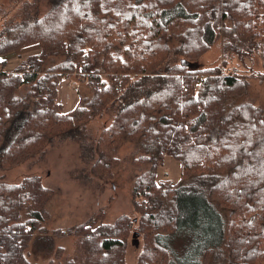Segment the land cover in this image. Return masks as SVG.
<instances>
[{"label": "trees", "instance_id": "trees-1", "mask_svg": "<svg viewBox=\"0 0 264 264\" xmlns=\"http://www.w3.org/2000/svg\"><path fill=\"white\" fill-rule=\"evenodd\" d=\"M22 10L23 22L8 19L0 31V170L89 137L105 116L112 122L93 139L91 173L113 169L127 143L136 163L151 166L137 182L148 197L136 203L137 226L123 216L80 227L87 256L67 264H124L132 231L146 244L139 264H202L217 247L223 264H264V111L247 101L248 81L199 64L222 40L223 65L257 57L264 69V0H28ZM34 46L7 70L2 59ZM64 79L79 84L69 112ZM167 157L181 167L177 182L158 180ZM53 196L38 176L0 183V264H30Z\"/></svg>", "mask_w": 264, "mask_h": 264}, {"label": "rangeland", "instance_id": "rangeland-1", "mask_svg": "<svg viewBox=\"0 0 264 264\" xmlns=\"http://www.w3.org/2000/svg\"><path fill=\"white\" fill-rule=\"evenodd\" d=\"M28 0H0V31L6 20L15 19L23 22L25 12L22 10ZM48 0H43L46 4ZM18 3V5H17ZM38 51V46L25 48L14 52L4 59L7 70L14 71L20 61ZM222 40H220L199 64L203 69L217 71L222 75H237L248 81L247 101L253 102L264 111V74L261 62L257 57L247 60L245 66H240L236 58L228 57L223 65ZM64 79L60 85V100L65 110L73 109L79 101V84H71ZM72 85L75 86L72 87ZM25 92L18 96L22 97ZM111 118L105 116L102 120H95L89 125L90 134L87 138L60 141L49 147L46 156L41 160H31L21 167L11 170H0V183L17 185L27 177L38 176L45 187L53 191V198L47 206V218L42 226L43 230L33 235L27 249V259L30 264H67L68 260H78L80 263L87 256L84 246H79L83 237L75 231L84 225L93 227L115 224L119 218L127 216L135 220L134 227L142 215L137 204L143 205L148 197L140 194L136 187L140 177L148 172L150 165H140L134 161L140 154L136 153V146L127 143L118 153L119 162L113 168L103 171V176L96 177L91 173V160L94 155L93 139H98L102 129L110 125ZM93 129V131H92ZM13 133H10V135ZM157 169L158 180H165V173H169L171 181H179L181 167L173 159L167 157ZM220 171L219 173H221ZM168 178V179H169ZM215 198L222 200V196L214 192ZM228 219V210L219 208ZM71 230L73 233H71ZM126 246L121 250L124 264H139L140 256L145 249L143 236L134 235L133 231L125 238ZM183 241V240H182ZM226 244V243H225ZM89 252L90 248L88 249ZM175 250L181 255L183 248L180 241ZM58 253H60L59 256ZM163 254V253H162ZM227 252L223 247H217L208 252L202 264H223Z\"/></svg>", "mask_w": 264, "mask_h": 264}, {"label": "crops", "instance_id": "crops-1", "mask_svg": "<svg viewBox=\"0 0 264 264\" xmlns=\"http://www.w3.org/2000/svg\"><path fill=\"white\" fill-rule=\"evenodd\" d=\"M29 48V47H28ZM64 105V104H63ZM77 105V104H76ZM64 109H65V106H64ZM72 110V109H71ZM71 110H69V111H71ZM66 111V110H65ZM69 111H66V112H69Z\"/></svg>", "mask_w": 264, "mask_h": 264}, {"label": "built area", "instance_id": "built-area-1", "mask_svg": "<svg viewBox=\"0 0 264 264\" xmlns=\"http://www.w3.org/2000/svg\"><path fill=\"white\" fill-rule=\"evenodd\" d=\"M200 79V81L202 80V78H199Z\"/></svg>", "mask_w": 264, "mask_h": 264}]
</instances>
